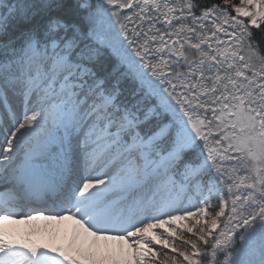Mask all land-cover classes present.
<instances>
[{"label": "snow or ice", "instance_id": "snow-or-ice-1", "mask_svg": "<svg viewBox=\"0 0 264 264\" xmlns=\"http://www.w3.org/2000/svg\"><path fill=\"white\" fill-rule=\"evenodd\" d=\"M0 264H264V0H0Z\"/></svg>", "mask_w": 264, "mask_h": 264}, {"label": "rangeland", "instance_id": "rangeland-1", "mask_svg": "<svg viewBox=\"0 0 264 264\" xmlns=\"http://www.w3.org/2000/svg\"><path fill=\"white\" fill-rule=\"evenodd\" d=\"M8 228L19 232L21 235H32L33 238L48 240L55 238L56 242H61L64 232L70 230L71 222L66 221L63 225H56L54 222L39 220L32 224H9ZM60 229L59 236L53 232V229Z\"/></svg>", "mask_w": 264, "mask_h": 264}]
</instances>
